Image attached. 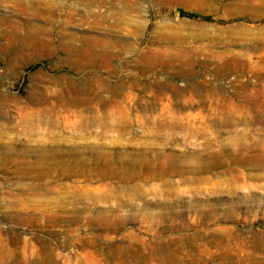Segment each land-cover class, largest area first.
I'll return each instance as SVG.
<instances>
[{
	"label": "rangeland",
	"instance_id": "rangeland-1",
	"mask_svg": "<svg viewBox=\"0 0 264 264\" xmlns=\"http://www.w3.org/2000/svg\"><path fill=\"white\" fill-rule=\"evenodd\" d=\"M0 264H264V0H0Z\"/></svg>",
	"mask_w": 264,
	"mask_h": 264
},
{
	"label": "trees",
	"instance_id": "trees-1",
	"mask_svg": "<svg viewBox=\"0 0 264 264\" xmlns=\"http://www.w3.org/2000/svg\"><path fill=\"white\" fill-rule=\"evenodd\" d=\"M180 14L181 15H187V16H198L197 14H195V13H191V12H185V11H183V10H180Z\"/></svg>",
	"mask_w": 264,
	"mask_h": 264
}]
</instances>
